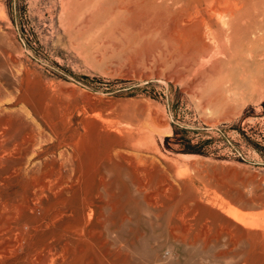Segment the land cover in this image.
Listing matches in <instances>:
<instances>
[{"label": "rangeland", "instance_id": "rangeland-1", "mask_svg": "<svg viewBox=\"0 0 264 264\" xmlns=\"http://www.w3.org/2000/svg\"><path fill=\"white\" fill-rule=\"evenodd\" d=\"M117 6L0 0V244L15 242L6 257L256 264L260 237L213 203L264 219V29L237 66L222 52L200 63L146 32L140 8ZM250 28L236 26L234 44ZM116 125L130 137L95 132Z\"/></svg>", "mask_w": 264, "mask_h": 264}, {"label": "bare ground", "instance_id": "bare-ground-1", "mask_svg": "<svg viewBox=\"0 0 264 264\" xmlns=\"http://www.w3.org/2000/svg\"><path fill=\"white\" fill-rule=\"evenodd\" d=\"M115 1L118 3V9L130 10L132 8L131 6L140 8L141 20L147 25L145 31L154 32L156 34L164 33L166 39L170 40L171 43L178 47L179 55L187 57L189 61L198 60L195 62L201 63L206 57L210 58L212 56L211 53L222 52L225 54L229 63L233 62L235 66H237V61L242 58V53H246L242 52L243 49L246 50L249 55L256 52V48L258 47L255 45L257 39L255 32L256 30L264 29V2H262V0H114V2ZM121 3H124V5L122 6ZM178 13H182L181 17L178 16L181 20L176 16ZM184 14L185 17L182 18ZM164 23L166 24L164 25ZM239 24L244 27H251L249 29L251 39L248 40L245 45L241 43L234 44L233 36L235 28L236 26L238 28ZM208 40H211V42H208ZM260 53L263 54V51ZM244 55L246 56L247 53ZM153 122L154 120H152V123ZM122 125L124 124L122 123ZM70 129L71 130L67 132L66 136L68 142L73 141L74 137L77 135L75 129ZM95 132L112 134L118 139L130 137L125 126H100L97 128L95 127ZM139 132L140 133L137 134L136 137L137 139L147 138V134H145L143 130H139ZM132 138L131 136V139ZM34 141L35 135L30 134L24 142V152L29 150L30 144H33ZM103 168H106V166ZM215 198L219 199L220 204L217 205L213 203V206L221 208V211L226 216L236 222H240L242 225V227H238L240 230H254L253 233L260 237L256 251V264H264V219H261L258 215L243 212L217 196ZM91 199L92 197L81 204L80 215L82 217L85 216V211L86 213L88 211L87 216L90 215L92 211ZM243 226L248 229L243 228ZM13 249H15V242L12 238L1 243L0 259L14 251ZM28 256V253H25L21 258L16 255H11L6 257L7 259L3 264H19L20 262H22V264H44L49 255L46 252L40 261L34 263L29 261Z\"/></svg>", "mask_w": 264, "mask_h": 264}]
</instances>
